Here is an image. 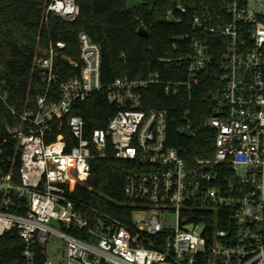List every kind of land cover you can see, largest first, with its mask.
<instances>
[{
	"label": "built area",
	"instance_id": "1",
	"mask_svg": "<svg viewBox=\"0 0 264 264\" xmlns=\"http://www.w3.org/2000/svg\"><path fill=\"white\" fill-rule=\"evenodd\" d=\"M50 12L74 21L80 6L50 0L46 21ZM193 28L188 79L166 82V92L191 87L208 70L222 82L206 119L216 131L214 155L193 163L167 141L169 111L144 108V89L161 82L159 73L106 85L102 48L87 32L79 35L80 60L65 54L63 40H50L35 55L47 89L32 108L10 106L18 122L7 126L18 140L21 182L0 169V236L18 229L26 264H36L39 250L50 264L47 245L54 237L64 242L65 264H264V0H222L195 14ZM63 63L76 73L60 82L55 96L51 87ZM96 91L117 109L106 127L87 136L73 109ZM109 141L117 157L137 163L124 189L134 207L128 221L92 215L73 195ZM14 198L25 200V213L12 211ZM170 212L175 227H168Z\"/></svg>",
	"mask_w": 264,
	"mask_h": 264
},
{
	"label": "trees",
	"instance_id": "2",
	"mask_svg": "<svg viewBox=\"0 0 264 264\" xmlns=\"http://www.w3.org/2000/svg\"><path fill=\"white\" fill-rule=\"evenodd\" d=\"M76 1L80 13L74 21L53 12L47 15L46 21L50 0H0V93L6 96V102L0 97V169L12 172L15 183L21 182L18 140L7 126L18 122L10 106L19 112L32 108L33 101L47 89L34 64L35 55L43 51L50 40H63L67 43L65 54L80 60L81 32H87L102 48V75L106 85L117 77L142 79L159 73L161 82L150 83L144 89V108L169 111L167 141L190 162L212 157L216 131L206 124V119L212 113L221 80L208 70L191 87L179 84L176 92H166L165 86L169 81L188 79L186 55L195 36L193 18L205 10L219 8L222 0H144L133 8L126 7L128 0ZM178 5L184 6L186 11ZM172 8L174 17L169 19L167 13ZM141 27L147 29L148 35L139 34ZM75 73L68 64L61 65L59 78L51 87L55 96H58L60 82ZM116 109L106 93L96 91L78 102L73 112L84 118L85 132L89 136L93 129L106 127ZM189 123L192 134L183 129ZM55 130L58 132L56 125ZM62 131L68 139L74 140L67 127ZM90 165L91 173L76 185L74 197L92 215L108 213L128 221L134 207L124 189L136 161L117 157L109 141L105 154H96ZM2 198L0 191V207ZM11 209L25 213V200L14 198ZM24 245L17 228L7 230L0 236V264H26ZM45 260L46 256L39 250L36 264H44Z\"/></svg>",
	"mask_w": 264,
	"mask_h": 264
},
{
	"label": "rangeland",
	"instance_id": "3",
	"mask_svg": "<svg viewBox=\"0 0 264 264\" xmlns=\"http://www.w3.org/2000/svg\"><path fill=\"white\" fill-rule=\"evenodd\" d=\"M185 132L192 134L190 127L185 128ZM239 174L243 173V169L240 168L238 171ZM137 217H144V213H137ZM168 227H175L176 225V215L173 212L166 214ZM64 242L60 238H52L47 245L48 248V260L50 264H65L64 260V251H63Z\"/></svg>",
	"mask_w": 264,
	"mask_h": 264
},
{
	"label": "water",
	"instance_id": "4",
	"mask_svg": "<svg viewBox=\"0 0 264 264\" xmlns=\"http://www.w3.org/2000/svg\"><path fill=\"white\" fill-rule=\"evenodd\" d=\"M144 2H145L144 0H128V1L126 2V7H127V8L137 7V6L141 5V4H143ZM139 34H145V35H148V31H147L146 28L141 27V28L139 29Z\"/></svg>",
	"mask_w": 264,
	"mask_h": 264
}]
</instances>
